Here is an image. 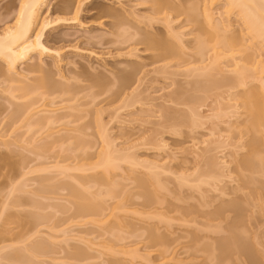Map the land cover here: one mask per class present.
<instances>
[{
    "label": "rangeland",
    "instance_id": "374dc122",
    "mask_svg": "<svg viewBox=\"0 0 264 264\" xmlns=\"http://www.w3.org/2000/svg\"><path fill=\"white\" fill-rule=\"evenodd\" d=\"M94 1L98 9L90 8L80 14L84 26L71 19L72 22H60L48 31L51 37L48 46L64 48L61 52L65 50L60 64H55L59 58L44 57L52 78L60 82L70 79L75 83L74 77L80 79L77 74L83 73V81L76 83L79 85L76 98L55 94L42 99L38 92L24 96V91L16 86L22 83H13L15 90L8 89L9 82L5 83L4 76L0 75V245H7L0 252V264H177L179 259L188 264L196 263L201 259V252L197 253L198 259L190 261V251L181 253L183 246L198 242V239L226 242L225 237L231 234L229 222L239 211L244 214L243 223L249 237H257V243L264 245V186L260 187V194L259 189V195H255L254 186L250 185V188V183L244 184V173L241 176V170L237 171L239 165H236L249 149L247 142L250 136L245 131L248 116L240 104L242 98L238 96L242 95L239 91L245 89V85L238 86L237 82L236 86L234 81L231 82L234 86L230 83L233 87H226V83L221 86L222 74L215 72V76L210 71L216 82H220L215 84L212 80L214 83L210 86L207 79L211 81L212 75L207 74L211 76L209 79L201 73L207 65L213 67L217 64L220 69H228L225 74L234 77L237 71L234 73L232 70L236 68L232 61H237L236 57L232 60L228 56H218L220 49L218 46L214 48L210 39L212 35H204L207 41H203L202 46L197 40L194 25L185 20V14H181L172 27L182 33L181 40L174 36L182 47V57L157 60L152 56L155 53L153 49H145V44L136 45L132 41L138 42L141 35H130L137 29L141 30L139 26L147 24L143 18L152 14L149 0ZM202 2L197 0V5L203 7ZM20 3L21 0H0V30L13 22ZM48 4L54 7L51 11L54 18L74 16L72 7L63 0H50ZM210 6L216 19L230 20L231 26L225 37L232 38L231 34L240 33L233 36L238 37L234 47L239 65L251 64L257 55L264 59L263 38L244 33L245 25L237 14L238 8L228 11L226 0H214ZM117 14H122L121 19H117ZM117 20L120 23L124 21L123 25ZM116 24H119V29H115ZM153 25L152 28L146 26L153 31L169 32L162 21ZM116 31H119L117 35ZM59 35H63L64 40L53 41L54 36ZM67 35H70V40ZM128 37L132 39L130 42ZM125 39L128 41L124 42ZM219 41L216 40V44ZM240 43L243 44L241 47ZM78 45L82 50L74 48ZM198 45L203 47L201 52ZM135 46L139 49L136 55H127V51ZM91 50L97 55L90 56ZM120 52L125 54L119 55ZM145 62L148 63L144 65ZM91 64L97 71L92 70ZM160 66H165L166 70L157 72ZM88 73H97L98 80L104 83L90 87L93 80H98ZM39 75V72L32 73L27 82H33ZM247 81V86L253 84L252 80ZM180 91L183 99L177 95ZM122 92H131L135 98L132 96L127 104L122 100ZM120 95L122 99H119ZM30 97L37 100L32 112L50 110L61 118L48 128L35 122L30 124L25 114L20 119V115L12 117L15 106ZM166 108L171 117H176L171 118ZM98 109H102L99 116L107 124L113 149L121 155L136 157L143 172H147L149 161H157L162 166L159 171L167 170L159 176L167 189L158 191L160 197L165 195L164 200H159L163 203L156 201L159 204L152 207L146 206L152 205L147 201L144 204L146 198L143 193L140 195L143 191L135 178L138 172L131 171L124 160L120 161L118 168L110 167L108 176H103L106 171L102 167L90 169L99 160V150L104 143L102 131L93 121ZM194 110L197 116L193 114ZM179 113L188 117L189 120L185 118L187 123L184 120L181 123ZM179 119L180 124L177 122ZM81 128L84 130L80 131ZM57 137L64 138L55 144L49 142ZM76 137L95 145L91 148L81 142L79 144ZM82 165L90 168L87 171L75 168ZM89 173H95L96 177H90V190L94 194L91 191L88 194L101 200L106 209L104 211L103 208L98 215L93 212L85 216L76 215L73 203L76 198L65 185L75 184L82 188L78 180L82 179V183L87 185L88 177L85 175ZM180 174H184V179L185 174L188 175L184 183L181 182L182 186L178 184L184 180L178 179ZM98 176L103 177L98 179ZM177 184L181 187L178 188ZM193 204L201 208V213L203 210L204 214L206 210L215 213V218L211 215L213 225L218 223L221 227L215 231L212 228L202 230L201 220L205 222L207 218L202 217L204 214H200ZM189 206L194 207L198 215H195V209L192 215L188 213L192 208ZM113 208L116 214L112 212ZM217 211L222 215L220 218ZM147 212L154 217L152 220L149 214L145 215ZM194 215L200 223H183L187 221L185 218L195 219ZM225 215L228 218H223ZM145 217L149 224L153 221L158 223L157 229L162 234L158 240L152 241L149 237L150 229L156 228L157 224H151L150 228L144 222ZM77 248H83L85 253L78 254Z\"/></svg>",
    "mask_w": 264,
    "mask_h": 264
},
{
    "label": "bare ground",
    "instance_id": "6f19581e",
    "mask_svg": "<svg viewBox=\"0 0 264 264\" xmlns=\"http://www.w3.org/2000/svg\"><path fill=\"white\" fill-rule=\"evenodd\" d=\"M49 1L50 0H21V3L17 9L15 16H14L13 22L11 24L7 25L6 28H4V30H0V75H2V77L4 76L5 83L9 82L8 84L10 86H8V89H13V87L15 86L13 83H22V84L16 85V86H17V88H19V90L24 91V94H23L24 96L38 92L37 95H39L40 98H42V99H45L46 96H52L55 94H58V95L67 94L68 99H73V98L77 97V93L79 92V90H78L79 85H77L76 83L79 84L81 81H83V80H81L82 79L81 75L83 73L80 75L77 74L80 77V79L78 77H74L76 80L74 78H71V79H74L75 83H72L71 82L72 80L70 81V79L68 80V82H63V81L60 82V81L55 80V78L54 79L52 78L53 76H52V74H49V72H48L49 71L47 69L48 63L44 60V57H46V56H52L53 57L54 56L57 59L59 58L55 64H60L59 62H61V60H63L62 53L65 50H62V52H61V49H64V48H61V49L58 48L57 49V48H53V47L48 46L47 43L51 39V37L48 34V31H49V28H51L53 26L57 27V25L60 22L66 23V22H69V20L71 22H72V20L77 21L79 24L83 25L82 24L83 22L80 19V16H81L80 14H82V12H84L85 10L90 9V8L96 9L98 7V4L94 0H63L64 2L68 3V5H70V7H72L73 12H74V14H73L74 16H72V18H69V17H55L54 18L51 16L52 15L51 11L54 9V7L50 6L48 4ZM146 1H148V0H146ZM149 1L151 2L152 14L147 15V16L144 15V17H146V18H143V20L145 19V22L147 23L146 25H149L152 28L154 26L153 25L154 22L162 21L165 23L169 32L164 33L161 31H153V30H150V27H148L146 25H145V27L139 26V28L141 29V30H139V29H137L138 28V26H137V28H136L137 32L132 33L130 35H141V40L138 39L140 42L139 41L137 42V40L134 41V39L133 40L130 39V38H132V36H130V38L128 37L127 39L132 40L133 42H135V44L136 43L137 44H140V43L145 44L146 45V48L144 47L145 49H153L155 51V53L152 56L155 57L157 60L163 61L168 57H170V58L182 57V55H181V54H183L182 53V47H181L179 42L175 41V37L180 39V36L182 35V33L174 30L175 28L172 27L173 26L172 23L175 22L179 18V16H181V14H185L186 15L185 20L194 25L196 35H197V40L202 46L204 45L203 41H204V43H206V41H207L205 39L204 35H206V37L209 35L210 36L212 35V37H210V39L212 38L211 41L214 42V48L218 46V49H220V50H218L219 52L217 51L218 56H220V55L228 56L229 58H232V60H234L233 58L236 57L235 59H237V61L236 60L232 61V63L236 67L235 69H232V70L234 71V73L237 71V73H235V75L236 74L237 75L236 76L234 75V77H229L227 74H225L224 71H228V69L223 70V68H221L222 69L221 70L217 64L213 65V67L210 66L211 64L207 65V68L206 67L203 68V69L206 68L205 70L201 69L204 72L203 73L201 71V73L205 74V75L210 73L209 75H212V73L214 72L215 76L217 75V73L222 74L221 75L222 77L220 78L221 79V86H224L225 83H226V87H231L232 85L234 86V83L233 84L231 83L234 81H236L235 84L238 82V86H240L242 84H243V86L245 85V89L242 90L244 92L239 91L240 94H242V95H239L238 93L237 94L239 97L241 96L240 99L241 98L242 99L240 100V102L242 101V103H240V104H241V106L244 107L246 115L248 116V118H246L247 122L245 121V123H246L245 129H247L245 131L248 134V136H250L248 138V142H247V143H249V144H247V145H249L248 146L249 149L247 151V154L244 155L243 158L241 157L242 159L240 158L241 160H239V159L237 160L239 162V164L237 162L236 165H239V167H237L239 170L237 169V171L241 170L240 174L244 173V175H243L244 177L242 179L244 184L250 183L249 186L253 185L254 187H256L257 190L254 189V187H252V190L255 191L254 194L255 193L258 194L257 191L260 189V187L264 186V179H263L264 178V59H261L260 56L257 55L255 58H252L251 64L249 63V64L239 65V60H238L237 56L235 55L236 52H235V47H234L235 45H237L236 42H238L237 41L238 37L237 36L233 37V36L234 35H240V33L239 34H231V35H233L232 38H230V36L225 37V35H228L226 32L229 30L231 23H230L229 18H224V19L220 18L219 20L215 18V16L213 15V12H212L213 8L211 9V6H210L214 2V0H202L203 2L201 5L203 7H201V6L199 7L197 5L198 4L197 0H180V1H178V0H149ZM198 1H201V0H198ZM226 3H227V6H229L227 9L228 11L232 8H238L237 14H238V16H240L239 17L240 20H242L243 24L245 25L243 29H245L246 32H244V33H249L251 36L253 35L255 38L256 37H260L261 39L263 38V41H264V0H226ZM46 8H47V10L45 11V14H44V9H46ZM201 8H202V10H201ZM132 14H133V12H132ZM117 15H118V16H116L117 19L118 20L121 19L122 14H120V15L117 14ZM7 16L9 17L10 15H7ZM7 16H6V18H7ZM126 18L124 19V21L126 20ZM122 20H123V17H122ZM124 21L121 22L122 24L119 21L118 22L122 26ZM118 25L116 24L117 28H115V29H119L120 26L118 27ZM118 32L116 31V35L118 34ZM113 33L115 34V31ZM122 34L120 33V35H122ZM162 35H172V36L171 37H163ZM213 35H215L214 38H213ZM69 36H68V38L67 37L66 38L69 39ZM217 36H219V38H217ZM172 37H174V38H172ZM215 37H216V39H215ZM227 37H229V38H227ZM52 39H53V37H52ZM55 40H57V41L61 40L62 41V40H64V36L63 35H61V37H60V35L58 37L54 36L53 41H55ZM128 40L125 39V41L124 40L123 41L127 42ZM130 40H129V42H130ZM216 40H217V42L219 40H221V41H219L220 43H218V44L220 46H222V48L219 47L218 44H216L217 43ZM65 41H67V40H65ZM100 41H97V42L100 43ZM132 41L130 44H132ZM215 44H216V46H215ZM201 45H198V47L200 48V52L203 50V47H201ZM242 45L243 44L240 43V47ZM74 48L82 50V48L79 45L75 46ZM138 50H139L138 47L135 46L133 48H130L126 54L127 55H133V54L136 55V53H137L136 51H138ZM93 51L94 50L90 51L91 52L89 54L90 56L91 55L94 56L95 54L97 55V52H95V51L93 52ZM78 52H79V50H78ZM84 53H86V52H84ZM118 54L122 55L125 53L120 52ZM2 63L5 65L4 67H3ZM147 63L148 62H145V64L144 63L143 64L146 65ZM154 63H155V60H154ZM149 64H150V62H149ZM89 66L92 67V64ZM89 66H88V68L91 69V67H89ZM138 67H139V65H138ZM138 67H136L135 69L139 70ZM217 67H219V68H217ZM164 68L166 70L165 66H160L159 68L157 67L156 70H157V72L160 71L161 69H162V71H165ZM59 69H60V67H59ZM95 69H93V67H92L93 71L94 70L97 71V68H95ZM206 70H207V73H206ZM36 72H39L40 75L38 77H35L33 79V82H27V80L31 77V74L36 73ZM215 72H217V73H215ZM219 72H221V73H219ZM75 74H76V71H75ZM92 74L90 75V73H88V75H90L92 77L94 76L97 80L99 79L97 77L98 76L97 73H95V74L92 73ZM209 75H207V76L210 79L211 76H209ZM225 75L228 77H226ZM247 78H249V79H247ZM246 79L250 80V81L252 80L253 84L249 83V85H251V86H247L248 85L247 82H249V81H247ZM85 80H86V78H85ZM87 80H89V78ZM212 80H215L213 75H212L211 81H208V79H207V82H208L207 85L212 86V84L214 83V81H212ZM93 81H92V83H90V85H89L90 87L97 86V85L104 83V81H100V80H98V82L100 81L101 83H98L95 81L93 82ZM218 83H220V82L219 81L216 82V80H215V84H218ZM222 83H223V85H222ZM236 86H237V84H236ZM246 86L249 88H247ZM40 89H42V90L39 92ZM13 90H15V89H13ZM101 93H103V92H100L99 94H101ZM130 93H127V94H126V92L123 93L122 97H124V99L121 98V95H122L121 94L119 96V99L121 98L126 103L127 102L130 103L129 102L130 99H133L132 96H134ZM180 93H181V91H180ZM180 93H178L177 95H179V96L181 95V97H182L183 93H181V94ZM99 94H97V95H99ZM30 98H28L29 100H27L23 103H19L17 106H15V109L12 110V114H13V115L11 114L12 117L16 116V115L17 116L20 115V117L18 118V119H20L21 116L23 114H25L28 122L29 121L31 122V123L29 122L30 124L35 122L37 125L41 124V126H42V124H43L44 127L47 126L48 128H50V126H52L58 119L61 118V117L59 118L58 115H56V114L54 115V113H52L50 110H45V109L41 110L40 109L41 111L36 110V111L32 112L33 105H35V103H36L35 101H37V100H32L34 98H31V99ZM134 98H135V96H134ZM182 99H183V97H182ZM177 100L180 101V98H178ZM0 101H1L0 103H2V100H0ZM126 103H125V105H126ZM232 105H234V104H232ZM232 105L230 104V106H232ZM22 109L23 110L25 109L24 113L22 112L23 111ZM101 110L102 109H98V111H96V115H95L96 117L93 119V121H95V125H97L100 128V130L102 131L101 133H102V136L104 138V140H103L104 143L101 144V149L99 150V154H98L99 160L96 161L92 166H90L91 168L90 167L89 168L95 169L96 167H102L104 169V171H106V173H104L103 176H108L107 173H110V167H113L114 169H116L119 167L120 161H123V160L126 161L128 163V166H129L128 168L131 171L139 173V174L137 173L138 177L135 176V178H136V181L138 183L137 184L138 187H140L143 191V192H141L140 195H142V193H143L142 196L146 198L144 204H146V201H147V204L150 203L152 205H146V206L152 207L153 204H154V206H157L156 204H159V203H156V201L160 202L159 201L160 198L163 199V197H165V195L163 197H160V194L158 195V193H160V192H158V191H160L162 188L166 189V187L164 186L165 181L161 180L162 177H159V176H160V174L162 175L163 173H165L167 170L165 171L164 170L165 168H164L163 170L159 171L160 169H162V166L157 161H149L150 164L147 167L148 170H147V172L144 171L145 172L144 173L143 171H141V169H139V167H140L139 165L141 164V162H139L136 159V157H133L131 154L121 155L118 153V150L113 149V144L109 140V136H108L107 124L104 123L103 119H101V117L99 116L102 114ZM170 111H172V110H170ZM39 112H40V114H39ZM196 112L194 110L193 114H196V116H197L198 113H196ZM167 113H168V109H167ZM169 113L171 114V112H169ZM169 113H168V115H169ZM36 114H37V117L35 118ZM172 114L176 115V113H174V111ZM180 114L181 113L178 114L180 116V117L179 116L178 117L182 118V120L179 119V120H177V122L180 124L179 121L181 120V123H183L182 121L184 120V123H187V121L189 120L188 117L186 116L188 119L187 120V119H185L186 117H184L185 114H182L183 116H181ZM169 116L171 117V115H169ZM175 117H173V118H175ZM178 117H177V119H178ZM100 120H101V122H100ZM82 129L84 130V128H81L80 131H82ZM50 133L51 132H49L48 134L50 135ZM59 138L58 137L54 138V139L50 140L49 142L51 144H55V141L59 142L64 137H62V138L59 137ZM33 139H34V137L32 138V141H33ZM80 139H79V137L76 139L77 143H79V144L81 142V144H84V145L89 146L91 148L95 145L94 142H91V141L85 140V139H81V140ZM82 166L83 167L78 166L75 168L76 169L80 168L79 170L82 169L84 171H87V169H89L85 165H82ZM66 167H68V166H65V168ZM84 167H86V168H84ZM246 170H247V172H246ZM162 171H165V172H162ZM98 173L97 174L94 173V174L97 176ZM246 173H248V174H246ZM94 174L89 173V174L85 175L86 178L88 177V179H87L88 184L87 185L82 183L83 182L82 179L78 180L80 182V184H82V188L75 185V184H68V185L66 184L65 185L68 189H70L69 190L70 194H72L76 198L75 202H73L76 215L79 213V215L85 216V214H89L92 212L94 214L98 215V213L100 214L101 211H103V210L105 211V209H106L104 207V205H102L103 202L101 200H98L96 197L91 198L90 194H88L91 191L90 190L91 186L89 184V181H91L90 177L91 178L96 177ZM242 174H241V176H242ZM126 175H127V173H126ZM180 175L178 176L179 177L178 179L179 180H180V178L184 179V174H180ZM182 175H183V177H182ZM103 176H101L100 178H102ZM187 176L188 175L185 174L186 178H187ZM97 178L100 179L99 176ZM97 178H95V179H97ZM186 178L184 180L179 181V183L178 182L177 183L181 185V182L184 183ZM178 184H177V186H178V188H180L182 185L179 187ZM244 184H242V185H244ZM84 185H85V187H84ZM251 186H250V188H251ZM246 187H248V186H246ZM260 191H261V189L259 190V194H260ZM99 192H97V193H99ZM91 193L94 194L92 191H91ZM98 195H100V194H98ZM155 197H156V199H155ZM158 197H159V199H157ZM166 198L168 200L169 197H166ZM163 200H161V202ZM171 201H172V199L169 200L170 203L169 202H167V203H169L171 205V203H172ZM161 202H160V204H161ZM192 206H195V208L198 211L201 209L198 205L193 204ZM197 206H198V208H197ZM195 208L192 207L191 208L192 211H191L187 207V209H189L188 213L191 214V212L194 213V211H195V212H197V213H195V215L196 214L198 215V211H196ZM193 209H195V210L193 211ZM114 210H115V208H113L112 212L114 214H116ZM134 212H136V211H134ZM206 212H207V210L205 211V214H204V210L202 211V213L199 211L200 214H204V216L202 215V217L207 218V221H205V222H203V220H201V224L204 227V228H202V230L212 228V230L215 231L218 228H220L221 224H218V223L215 224L214 223V225H213L212 219H213V216L215 213L211 214L212 213L211 211H210L211 213H209V212L206 213ZM155 213H153V214L156 215ZM218 213L220 214V212L217 211V214ZM241 213H243V212L239 211V213L236 215V217L232 218L231 221L229 222L231 234L229 236L225 237V239L227 240L226 242L222 241V240H220V242L219 241H211V240H207V241L205 240L204 241V239L203 240L201 239L202 241H200V239H198V242L200 241L199 243L197 241H195L194 243L189 244L188 246H183L184 250L181 251V253L190 251V254L192 256L190 261H193V260L198 259L197 253L201 252V259L198 262H196L197 264H259L261 262H263V264H264V245L263 244L260 245V243L259 244L257 243V239H258L257 237H255L256 239L252 236L249 237V232L246 230V227L243 223L244 217H242V216H244V214H241ZM148 214H149V216L152 215V214H150V212L145 213V215H148ZM219 214H218V217L220 218V216H222V215L221 214L219 215ZM157 215H159V214H157ZM211 215H213V216H211ZM196 217L197 216H195V219L189 218L191 221L186 219V218H185V220H187L186 222L183 221L184 218L181 219V221H183V223H185L186 225L191 224V223H196V221L198 220V218L196 219ZM218 217H216V218H218ZM149 218H151V220H152L154 217L152 218L150 216ZM214 218H215V216H214ZM223 218L226 219L228 217L225 215ZM142 220H144V219H142ZM144 222L148 226L149 221H147V218L145 219ZM198 223H200V220ZM151 224H152V226L154 224H155L154 226H156V224H157V227L156 228L152 227ZM180 224L182 225V222ZM149 225H150V228L152 227L150 229L151 234L149 235L151 240L155 241V240H158L159 238H161L162 234H160L159 230L157 229V228H159L158 223H156V222L154 223V221H153V223L150 222ZM152 229H154V230H152ZM6 246H7L6 244L0 245V252ZM76 250L78 251V254H80V253L84 254L85 253V251H83L84 250L83 248L82 249L77 248ZM82 252H84V253H82ZM196 263H190V264H196ZM177 264H188V262L184 261V259H179Z\"/></svg>",
    "mask_w": 264,
    "mask_h": 264
}]
</instances>
